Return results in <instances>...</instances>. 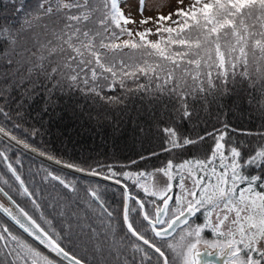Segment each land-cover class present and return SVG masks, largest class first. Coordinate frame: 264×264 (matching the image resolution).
Returning <instances> with one entry per match:
<instances>
[{"label":"snow or ice","instance_id":"1","mask_svg":"<svg viewBox=\"0 0 264 264\" xmlns=\"http://www.w3.org/2000/svg\"><path fill=\"white\" fill-rule=\"evenodd\" d=\"M126 6L34 0L0 23V264H264V0H179L156 17L140 0L139 20ZM37 95L45 114L64 97L121 117L138 106L151 147L62 161L25 126ZM226 98L259 127L230 123ZM25 152L110 182L119 207L107 185L25 165Z\"/></svg>","mask_w":264,"mask_h":264},{"label":"trees","instance_id":"2","mask_svg":"<svg viewBox=\"0 0 264 264\" xmlns=\"http://www.w3.org/2000/svg\"><path fill=\"white\" fill-rule=\"evenodd\" d=\"M0 2V23L18 25L23 19L22 15L12 14L14 9L11 13L7 12L3 6L4 2L2 0ZM223 103L230 123L249 129L259 127L260 119L251 113L246 103H239L235 98H226ZM30 105L26 108L25 126L35 125L40 128L43 133V146L62 161L79 163L88 158L105 162L113 159L127 161L151 147L137 132L138 125L145 127L151 125L148 113L138 106H134L127 116L121 117L115 112L105 115L103 109L88 107L78 97L61 98L55 112L49 114L41 111L45 107L42 95H37L30 101ZM210 111L212 115L208 119L215 121L216 106L211 105ZM98 112L101 113L99 116ZM73 178L82 183L89 182L86 178ZM107 186L114 189L116 196L114 201L108 200L112 205L118 204L119 207L118 189L111 185Z\"/></svg>","mask_w":264,"mask_h":264},{"label":"rangeland","instance_id":"3","mask_svg":"<svg viewBox=\"0 0 264 264\" xmlns=\"http://www.w3.org/2000/svg\"><path fill=\"white\" fill-rule=\"evenodd\" d=\"M2 2H4L3 6H5L6 8L5 10L7 12L11 13L12 9H14L12 14L18 13L19 15L21 14L23 17L24 13L28 11L33 5L34 0H2ZM189 2L190 0H184L185 5H187ZM178 6H179V0H145V11L143 13V16L156 17L160 14L166 15ZM139 10H140V0H127V6L124 7V11L127 15H131L134 19L139 20L141 18ZM148 26L150 25H147L145 27H148ZM26 154L30 155L27 152ZM37 160H40V159H37ZM68 175L71 177H77L69 173ZM79 178L84 179L83 177H79ZM196 222H202V217L198 219ZM207 235L209 236V238H211L210 233H208Z\"/></svg>","mask_w":264,"mask_h":264},{"label":"flooded vegetation","instance_id":"4","mask_svg":"<svg viewBox=\"0 0 264 264\" xmlns=\"http://www.w3.org/2000/svg\"><path fill=\"white\" fill-rule=\"evenodd\" d=\"M25 153H26V152H25ZM25 153L23 154V160H24L25 165H28V164H30V163H32L33 166L44 165L45 167H47V168H48L49 170H51V171H55V172H57V173H59V174L62 173V175H63V173H64L63 176H65L67 179L70 178L69 180H72L73 177L69 176L68 173L65 172L64 170H61V169H59V168H57V167H54V166H52V165L50 166L48 163L43 162V161H41V160H37L36 158H34V157L30 156V155H27V154H25ZM13 155H15V154H13ZM0 171H4V169L0 168ZM73 179H75L78 183L83 184L82 182H80V181L77 180L76 178H73ZM87 180H89V181L92 182V183L97 182V183H101V184H103V185H106V184H107V183L105 184V183H103V182H101V181H99V180H96V179H95V180L87 179ZM107 185H108V184H107ZM116 189H117V188H116ZM111 190H112L113 192H111ZM116 195H117V194H116ZM115 198H116V196H115V191H114V189L108 187L107 199H110L111 201H114ZM108 201H109V200H108ZM109 203L111 204L110 201H109ZM113 207L118 208V204H117L116 206L113 205ZM0 218H2V214H0Z\"/></svg>","mask_w":264,"mask_h":264},{"label":"water","instance_id":"5","mask_svg":"<svg viewBox=\"0 0 264 264\" xmlns=\"http://www.w3.org/2000/svg\"><path fill=\"white\" fill-rule=\"evenodd\" d=\"M31 154H33L35 157H37V158H41L44 162H46V163H48L50 166L52 165V166H54V167H57V168H59V169H61V170H64L65 172H67V173H70V174H75V175H77V176H81V177H85V178H88V179H92V180H99V181H101V182H103V183H107V184H109V185H111V183L110 182H105V181H102L99 177H95V178H93V177H88V176H85L84 174H82V173H76L75 171H73V170H71V169H67V168H64L62 165H57L54 161H50V160H47V159H45V158H42V157H39V156H37V155H35L34 153H31Z\"/></svg>","mask_w":264,"mask_h":264},{"label":"bare ground","instance_id":"6","mask_svg":"<svg viewBox=\"0 0 264 264\" xmlns=\"http://www.w3.org/2000/svg\"><path fill=\"white\" fill-rule=\"evenodd\" d=\"M28 154H30L32 157H34V158H36V159H40V160H42L41 158H37V157H35L33 154H31L30 152H27ZM43 161V160H42ZM44 162V161H43ZM70 174V173H69ZM73 175H75V174H73ZM75 176H77V175H75ZM77 177H81V176H77ZM85 178V177H84Z\"/></svg>","mask_w":264,"mask_h":264}]
</instances>
